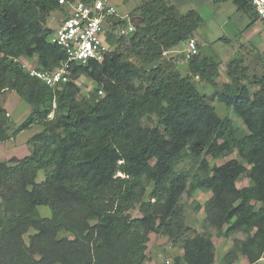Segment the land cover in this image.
<instances>
[{
    "label": "trees",
    "instance_id": "1",
    "mask_svg": "<svg viewBox=\"0 0 264 264\" xmlns=\"http://www.w3.org/2000/svg\"><path fill=\"white\" fill-rule=\"evenodd\" d=\"M212 1L231 2L252 24L259 20L250 0ZM63 7L59 0H0V143L11 138L6 91L33 109L15 134L43 128L29 140V156L0 161V264H144L152 233L181 244L183 255L172 264H215L212 238L190 236L180 206L185 193L197 191L212 194L204 205L211 227L224 237L245 236L235 240L225 264L240 257L258 264L264 257V73L251 74L239 54L227 66L230 82L218 84L220 60L197 54L185 59L183 75L165 54L193 40L203 19L196 11L181 14L167 0H148L134 10L137 21L127 35H114L128 29L119 17L103 21L112 48L104 62L70 63V80L51 89L20 59L36 58L40 71L68 60L49 41L57 27L47 26ZM81 77L96 85L87 97L76 83ZM195 77L246 131L217 115ZM233 154L223 165L209 161ZM245 177L248 185L238 187ZM40 207L51 216L42 217ZM135 210L140 217H132Z\"/></svg>",
    "mask_w": 264,
    "mask_h": 264
},
{
    "label": "rangeland",
    "instance_id": "2",
    "mask_svg": "<svg viewBox=\"0 0 264 264\" xmlns=\"http://www.w3.org/2000/svg\"><path fill=\"white\" fill-rule=\"evenodd\" d=\"M147 1L148 0H108V3L115 9V16L119 17L129 27L137 17L134 10ZM167 1L170 5L176 6L181 14H186L189 11H196L202 17L203 24L195 34L193 40H195L198 46V54L220 60L221 67L220 77L217 80L218 84L230 82L226 75L227 66L232 60L236 59L239 54L244 56L245 64L250 68L251 74L256 73L259 75L264 73V29L259 20L252 24L250 17L239 12L231 2L214 4L212 0ZM68 16V9L64 6L63 10L52 13L48 18L47 26L58 28L62 21ZM125 27L116 29L114 35L116 37L127 35V33H125V31H127ZM185 47L186 44L181 43L174 48V50L182 52ZM24 62H27V60H24ZM27 64L30 68L37 67L36 58L31 59ZM178 66H180L178 68L183 75L188 74L187 65ZM76 83L81 87L82 95L85 97L89 96L96 87L94 82L85 77L79 78ZM194 83L197 90L215 107L216 113L220 118H230L246 131L242 121L233 114L232 109L227 108L223 103L217 100L211 86L203 83L199 77L194 78ZM11 93L12 91H6L2 95V105L11 118V125L9 128L11 138L5 143H0V161L3 162H10L13 158L23 159L29 156L32 152V146L29 140L43 130L42 127L33 125L30 129L18 135L15 134V132L32 117L33 109L15 92L13 94L14 96H10ZM235 158H237L236 154H233L227 158L218 160L209 158V161L211 165L219 166ZM43 180L44 173L39 172L37 182L41 183ZM248 183L249 181L245 177L241 179L237 185L238 187H244L247 186ZM211 196V193L201 191H197L192 196H188L185 193L180 201V206L184 214L186 225L192 231L190 236L195 234H208L212 238L215 246V264H225L224 258L234 247L235 240H243L245 236L242 233H237L233 236L224 237L219 234L216 228L211 227L206 222L204 205ZM145 200H148V198L146 197ZM39 211L42 217L49 218L51 216L50 210L46 207H40ZM131 215L133 218L140 217L137 210L133 211ZM227 229L228 226H225L223 231ZM32 234H34V231L30 232V235ZM28 236L29 235L25 236L26 241H28ZM61 236H65V234ZM146 254L148 259L144 264H172L175 257L183 255V249L180 243L175 244L167 236L161 233H152L149 236ZM234 264L249 263L246 258L240 257L239 261ZM258 264H264V257Z\"/></svg>",
    "mask_w": 264,
    "mask_h": 264
},
{
    "label": "built area",
    "instance_id": "3",
    "mask_svg": "<svg viewBox=\"0 0 264 264\" xmlns=\"http://www.w3.org/2000/svg\"><path fill=\"white\" fill-rule=\"evenodd\" d=\"M250 1L259 20L264 24V0ZM59 4L68 9L69 16L49 37V41L64 50L68 60L58 68L48 71H40L34 67L30 68L28 64H23V68L31 77L38 79L51 89L70 80V63L85 66L94 61L104 62L112 48L107 42L102 24L107 17L116 14L108 0H96L93 5H87L81 1L59 0ZM126 30L125 33L133 32V26L130 25ZM197 54L198 46L195 40L188 41L184 53L186 59Z\"/></svg>",
    "mask_w": 264,
    "mask_h": 264
},
{
    "label": "crops",
    "instance_id": "4",
    "mask_svg": "<svg viewBox=\"0 0 264 264\" xmlns=\"http://www.w3.org/2000/svg\"><path fill=\"white\" fill-rule=\"evenodd\" d=\"M136 21H137V20H134V23H135ZM259 22H260V21H259ZM260 24H261L262 27H263V23L260 22ZM187 43H188V42L185 43V44H186V47H185V49H184L182 52H177V51H175V50L173 49V50L167 52V53L165 54V57H166L167 59H173V60H175L176 63H177V65H184V66L187 65V61H185L186 57H185V55H184V53L186 52ZM24 60H25V61L27 60V62H29L31 59L21 58L20 61H21L22 64H25V63L27 64V62H24ZM178 67H180V66H178ZM13 94H14V92H12L10 96H12ZM13 96H14V95H13ZM11 98H13V97H11Z\"/></svg>",
    "mask_w": 264,
    "mask_h": 264
}]
</instances>
